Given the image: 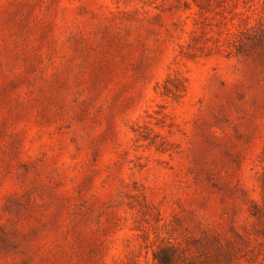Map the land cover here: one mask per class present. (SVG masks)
Segmentation results:
<instances>
[{"label": "rangeland", "instance_id": "374dc122", "mask_svg": "<svg viewBox=\"0 0 264 264\" xmlns=\"http://www.w3.org/2000/svg\"><path fill=\"white\" fill-rule=\"evenodd\" d=\"M264 264V0H0V264Z\"/></svg>", "mask_w": 264, "mask_h": 264}, {"label": "trees", "instance_id": "16d2710c", "mask_svg": "<svg viewBox=\"0 0 264 264\" xmlns=\"http://www.w3.org/2000/svg\"><path fill=\"white\" fill-rule=\"evenodd\" d=\"M180 244L169 242L168 245H161L154 250L155 264H177L183 252Z\"/></svg>", "mask_w": 264, "mask_h": 264}]
</instances>
